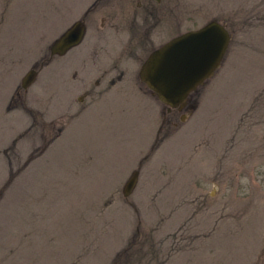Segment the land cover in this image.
<instances>
[{
	"label": "rangeland",
	"instance_id": "1",
	"mask_svg": "<svg viewBox=\"0 0 264 264\" xmlns=\"http://www.w3.org/2000/svg\"><path fill=\"white\" fill-rule=\"evenodd\" d=\"M91 1L0 0V264H264V0H163L155 46L213 19L233 37L183 110L135 80L134 61V81L67 115L81 60L64 80L51 46ZM42 134L52 144L28 162Z\"/></svg>",
	"mask_w": 264,
	"mask_h": 264
},
{
	"label": "flooded vegetation",
	"instance_id": "2",
	"mask_svg": "<svg viewBox=\"0 0 264 264\" xmlns=\"http://www.w3.org/2000/svg\"><path fill=\"white\" fill-rule=\"evenodd\" d=\"M162 3L163 0H92L77 16L73 25L64 29L62 35L76 24L84 29L82 41L61 54L60 60L63 79L65 75L62 70L70 69L75 59L81 60V65L73 68L71 74L72 80L81 82L71 84L73 91L76 87L79 91L78 100L87 96H93V100L99 99L114 87L131 82L126 67L132 66L134 61L141 67L147 57L141 59L140 50L150 45L148 47L151 48V53L160 46H155L157 37H154L153 30L159 33L162 21L166 23L167 12L163 11ZM94 23L95 40L85 50L80 51V54H73V50L90 37ZM103 55L107 57L104 58ZM71 59L73 61L69 64ZM89 69L91 73L86 77V71ZM134 77L137 75L134 74Z\"/></svg>",
	"mask_w": 264,
	"mask_h": 264
},
{
	"label": "water",
	"instance_id": "3",
	"mask_svg": "<svg viewBox=\"0 0 264 264\" xmlns=\"http://www.w3.org/2000/svg\"><path fill=\"white\" fill-rule=\"evenodd\" d=\"M81 32L71 31L66 37V46L77 43ZM230 34L217 21L203 28L185 33L165 44L151 54L143 69V78L171 107L183 106L194 89L219 67L229 46ZM63 44L59 40L53 52H60ZM35 77L31 71L25 85ZM138 173L127 182L124 193L129 195L136 183Z\"/></svg>",
	"mask_w": 264,
	"mask_h": 264
}]
</instances>
